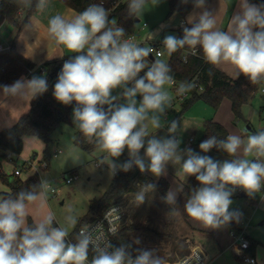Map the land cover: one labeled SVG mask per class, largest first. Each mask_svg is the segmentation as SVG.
<instances>
[{
	"label": "clouds",
	"instance_id": "obj_1",
	"mask_svg": "<svg viewBox=\"0 0 264 264\" xmlns=\"http://www.w3.org/2000/svg\"><path fill=\"white\" fill-rule=\"evenodd\" d=\"M16 2L26 8L33 6V0ZM160 2L128 0V15L139 18L149 5L156 7ZM181 2L187 4L189 0ZM192 4L200 11L187 19L190 26H182V36L169 34L163 38L167 54L171 56L181 49L195 54L199 48L206 63L232 66L236 79L243 75L252 84L264 82V3L238 0L227 30L217 28L206 0H192ZM47 7L48 0H35L38 12ZM47 32L57 45L75 54L64 61L53 86V96L63 105L75 102L73 124L89 143L107 154L105 159L113 176L137 168L140 173L158 179L167 175L168 165H179L180 175L186 179L195 177L198 182L184 203L188 217L206 229L240 223L242 213L231 209L232 196L241 189L254 198L264 188V130L245 132L243 136L228 134L224 139L208 137L199 144V152L191 147L182 149L181 139L176 135L179 127L176 120L168 124L164 136L149 132V127L162 129V118L171 107L170 89L176 86V81L170 74V66L161 59L149 65L146 58L152 49L138 45L133 38L125 39V29L109 20V12L103 5L91 4L70 19L56 14L48 20ZM151 35L154 38L156 33ZM193 87L191 82H180L176 94L183 95ZM48 89L47 76L41 74L0 85V95L32 100ZM213 149L229 158L219 160L207 155ZM125 150L128 158L121 162L119 158ZM51 190V182L41 179L31 190L0 198V264H167L153 249L133 248L131 243L115 246L105 236L101 224L82 227L76 241L71 242L69 228L78 223L71 208L65 216L66 226H54L52 212L29 225V205L37 201L43 205ZM157 191L154 182L138 183L131 203L140 207L149 194ZM181 191L169 188L160 197L169 206V215H176L172 206L177 204ZM108 215L120 220L116 207ZM108 231L114 235L117 229L110 226ZM133 243L139 245L140 240ZM179 264H200V254L185 256Z\"/></svg>",
	"mask_w": 264,
	"mask_h": 264
},
{
	"label": "trees",
	"instance_id": "obj_2",
	"mask_svg": "<svg viewBox=\"0 0 264 264\" xmlns=\"http://www.w3.org/2000/svg\"><path fill=\"white\" fill-rule=\"evenodd\" d=\"M58 1L66 7L73 9L78 14L91 4H101L109 12L111 4H114L115 8L111 10L112 12H109V20H114L117 26H122L125 29V36L132 35L137 30V18L129 17L128 15V0H123L121 2H118V0ZM251 2L260 4L264 3V0H251ZM169 6L170 16L177 13L182 18H185L194 10L192 0H189L187 4L182 3L181 0H169ZM37 13L38 11L35 8V0H33V6L31 8L23 7L18 4L16 0H0V28L4 24H8L16 30V34L10 44L11 50L0 55V85L11 84L24 76H28V71L30 69L37 68V65L20 55L16 48L19 35L27 25L29 19ZM177 36H182V29L177 30ZM197 49V54L189 55L187 62L184 61V56L190 52L188 49H181L173 53L167 62L171 68L170 74L179 84L180 82H193L194 79L198 78V83L205 88L204 92L201 94L197 92L196 88H193L191 98L182 103L183 110L187 111L197 102L202 101L216 111L219 109L222 102L225 99H228L232 102V111L236 120H242L244 107L251 103L255 95L264 86V82L260 84H252L248 78L243 75L236 80L231 79L225 73L217 69L216 66L206 63L203 59L202 51L199 48ZM72 55L75 54L65 55L43 64L49 84L48 91L43 95L32 99L30 110L13 126L0 131V178L4 182L9 183V176L2 173V162L3 160L8 159L9 153H12L15 156H20L23 153L25 146L24 139L26 137L38 138L46 145L44 161L49 163L51 158L49 146L53 142V133L62 124L72 123L71 114L75 102L71 105H63L57 102L53 96V86L56 83L58 73L61 71L64 61ZM146 59L149 65L154 61L150 57H147ZM142 74L143 73H141V75ZM32 76L29 77L31 78ZM228 134V131L222 125L209 119L204 123L203 136L198 142V146L208 137L216 136L218 139H224ZM76 144L86 152H92L97 148L94 143H89L87 138H85L81 132L77 135ZM211 151L227 157L225 153L217 151L216 149ZM72 173L77 172L74 171ZM39 181L40 178L38 175H33L26 180H22L20 177L16 176L13 183H10V192L1 193L2 198L15 196V194L21 190H31L32 186L38 184ZM145 181L152 182L145 173H140L137 168H133L129 172H118L113 177L105 194L99 200L92 202L88 214L79 223L76 230L69 235L68 239L71 242H75L76 234L79 232L80 228L101 218L102 213L106 208L119 203V201L126 195L135 193L138 190L137 184ZM196 186H198V182L195 177H190L184 186V190L179 197L177 204L172 206L175 209L176 214H179L186 222L190 217L184 212V203L189 198L192 188ZM157 188L158 193L163 196L170 188V185L166 180L162 179L157 184ZM243 195L249 198L247 194L236 190L232 196V200ZM162 203L169 208L167 204L164 202ZM32 224H34V222L29 218V225ZM225 228L232 233L243 232L242 218L240 223L232 222ZM132 231L133 227H123L121 231L113 237L114 245L119 246L120 243H131L133 248L138 247L131 239L130 233ZM146 232L156 238L165 237V234L153 230L146 229ZM254 247V242H252L251 248L248 251L249 254H253ZM89 256H92L91 251L89 252ZM171 263L172 259L169 260L168 264Z\"/></svg>",
	"mask_w": 264,
	"mask_h": 264
},
{
	"label": "rangeland",
	"instance_id": "obj_3",
	"mask_svg": "<svg viewBox=\"0 0 264 264\" xmlns=\"http://www.w3.org/2000/svg\"><path fill=\"white\" fill-rule=\"evenodd\" d=\"M53 1L58 2L61 6L63 5L58 0ZM121 1L123 0H118V2ZM114 8L115 6L111 4L109 12ZM137 19L140 20V22L137 23L136 35L140 36L141 40L143 38L152 42L154 40H161V33L163 31L165 33L164 36L169 34L177 36V30L180 28V23L183 18L179 15L170 16L169 0H161L156 7H151L149 5L144 13ZM166 21H169V23L167 24ZM143 25L148 26L145 31L141 30ZM7 28L8 25L0 28V36L3 32L7 31ZM151 33H156L154 39ZM5 42V39L1 36L0 43L4 44ZM149 42L144 43V47H147ZM169 57L170 56L166 52L161 60H164L167 63ZM170 92L174 98V90L170 89ZM263 96L264 94L259 90L251 103L244 107L243 119L236 121L244 133L248 132L246 130L247 126L252 130V132L248 133H254V131L258 132L264 129ZM204 107L205 105L201 101L197 102L189 110L184 111L181 102H177L174 105L171 103V107L167 110L166 117L162 118L164 126L160 130L167 132L168 124L172 120L181 118L180 120H183V124L177 129V137L181 135L182 138L180 137V139H183L184 136L187 139L191 137L195 138L191 133L190 127L193 124L190 118L193 115H198ZM160 130H153L149 127V132L152 135L158 134ZM79 132V129L72 121L71 124H62L53 133V142L49 146L51 158L48 163V169L41 170L39 178L40 180L46 179L50 181L51 187L55 189L56 193L52 195L49 192L43 205H41L39 201L35 204L29 205L28 224L29 218L36 223L49 212H52L55 215V226H66L65 216L68 215L67 210L71 208L78 218V223L75 228H69L70 235L76 230L79 223L88 214L92 202L99 200L108 190L114 176L112 175L107 160L105 159L107 154L101 152L98 148H95L92 152H86L77 146L76 139ZM24 143V151L20 156L13 157V161L6 159L2 162L1 171L9 176V183L4 182L0 178V198H2L1 193L10 192V183H13L16 178L15 171L17 169L23 170L25 162L33 161L34 165H39L44 161L46 145L41 140L35 137H26ZM60 150L62 153L56 155ZM141 153H143V150H141ZM127 158V150H125L119 160L122 162ZM102 160L104 161L103 163H101ZM74 171L77 172L78 179L72 184H67L66 180L70 178ZM33 175V172L24 170L20 178L26 180ZM237 191L244 193L241 189H237ZM134 194L135 193L128 194L119 201V203L126 202L130 206V212L132 213L127 217L123 227H133V231L130 233L133 242L136 239H139L140 244H136L138 247L155 250L157 255L163 257L167 261V264L170 259H172L173 263L178 258L187 255L194 243L192 236L193 233L190 231L187 222L184 221L179 214H176L175 216L168 214L169 208L162 203L158 191L156 194H149L146 203L140 207H135V205L131 203ZM244 198L245 197H239L233 199V203L236 201V204L238 202L244 204ZM146 229L163 233L165 234V237H153L147 234ZM260 231V235L264 237V232L261 228ZM248 235L254 240L255 236L253 230L248 232ZM243 236L245 238L247 237L245 234ZM262 237L257 236L255 237V240L264 245V239ZM197 240L196 243L200 244L206 251L211 249V246H209V243L205 240H200V237L197 238ZM237 243L240 244L239 241H237ZM260 246L262 248L264 247L262 245ZM234 253L232 250L221 252V256L218 257L213 264H246L236 253ZM217 254H219V250ZM247 255L251 256L248 252Z\"/></svg>",
	"mask_w": 264,
	"mask_h": 264
},
{
	"label": "crops",
	"instance_id": "obj_4",
	"mask_svg": "<svg viewBox=\"0 0 264 264\" xmlns=\"http://www.w3.org/2000/svg\"><path fill=\"white\" fill-rule=\"evenodd\" d=\"M237 4L238 0H206L208 10L213 11L215 15L218 29L227 30L231 20V16L237 10ZM199 11L200 9H194L184 19L187 21V19L190 17L194 18L196 12ZM56 14L63 15L65 18L70 19L78 13L73 9L66 7L65 5L61 6L58 2L48 0V7L43 12H38L36 15L32 16L18 37L16 43L17 52L37 66H42L47 61L61 58L65 55L74 54L68 52L65 48H63V46L57 45L56 42L52 40L48 35V20ZM173 15L175 16L178 14L174 13ZM166 23H169V21H166ZM6 25L8 24H4L2 27ZM15 34L16 30L12 26L8 25L7 31L3 32L1 35L6 42L4 44H0L10 45ZM216 68L225 73L231 79L236 80L232 66L228 64H221L219 66H216ZM23 78L30 79L29 76H24ZM31 101V97H24L22 99H19L12 98L7 95H0V131L13 126L24 114H26L30 110ZM203 104L205 105V107L202 108L203 112L200 111L198 115H193L190 118L193 124L190 127L191 133L195 136V138L191 137L187 139L184 136V138L181 139L182 149L185 147H191L197 152L200 151L198 142L203 136L204 123L209 119H212L214 122L222 125L229 134H238L242 136L244 135V132L240 128V125L236 122L238 120H236L234 116V113L232 111V102L230 100L225 99L219 109L216 111L206 103L203 102ZM180 119L181 118L176 119L179 124L178 128H180L183 124V120ZM166 134V131L160 130L156 135L164 136ZM180 137L181 135L178 138ZM141 154L143 155V153ZM207 155H210L219 160L227 159V157L219 155L212 151L207 153ZM179 167V165H168L167 175L162 176L158 179L148 173L145 174L152 180V182L156 184H158L159 181L163 179L169 183L170 188H181L182 191L180 192V194H178L177 197L178 201L184 190V186L190 178L188 177L186 179L182 175H180ZM244 199V204L239 202L236 204L235 201L231 205V209H238L242 213L244 234L247 236L246 238L251 242V244L252 242H254V252L250 255L256 259L257 264H264V247L262 248L260 246L264 245L255 240V237L257 236L262 237L260 235V228L264 232V188H262L260 192L256 193L254 198H248L245 196ZM187 224L190 231L193 233V245L199 246L201 250L206 253L208 258L212 262L211 264H213L214 261L221 256V252L232 250V252L234 253V238L232 236V232H230V230H228L227 228L224 227L221 229H206L199 222L194 221L191 218L187 220ZM251 230L254 231V240L251 239L248 235V232H250ZM199 237L200 240H205L209 243V246H211V249L209 251H206L205 248L196 243L198 241L197 238ZM262 238L264 239V237ZM218 250L219 254H217Z\"/></svg>",
	"mask_w": 264,
	"mask_h": 264
},
{
	"label": "built area",
	"instance_id": "obj_5",
	"mask_svg": "<svg viewBox=\"0 0 264 264\" xmlns=\"http://www.w3.org/2000/svg\"><path fill=\"white\" fill-rule=\"evenodd\" d=\"M182 26H188L187 25V21L184 18L182 19V21L180 23V28L179 29H182ZM147 28H148L147 25H143L141 30L145 31ZM161 34H162L161 40H154L152 42H149L148 39L145 40L143 38L141 40V37L137 36L136 33H134L132 35H129V36H125L124 38L125 39L133 38L134 42L137 43L140 46H144V43L149 42V45L147 47H150L152 49V52H151L150 55L153 56L155 59H161V58H163L165 56V48H164V46L162 44V40H163L164 34H165L164 31ZM153 39H151V40H153ZM149 40H150V38H149ZM10 50H11V46L10 45L0 44V55L5 54V53L9 52ZM197 52H198V49L196 50L195 54H197ZM191 54H192L191 52H188L184 56V61L185 62H187L188 56L191 55ZM195 54H192V55H195ZM185 57H186V59H185ZM41 74H45V69L43 68V65L42 66H37V68L30 69L28 71V76L41 75ZM198 81H199V79L196 78L191 83L194 84L193 88H196L197 92L199 94H201V93L204 92L205 88H204V86L200 85L198 83ZM178 85H179V83L176 81V86H178ZM176 86L173 87L174 94H175V97L172 99L173 105L176 104L177 102L183 103L186 100L190 99L191 96H192V90L187 92V93H185V94H183V95H177L176 94ZM260 90H261V93L264 94V86ZM61 153H62V151L60 150V151L57 152L56 155L61 154ZM13 157H15V155H13L12 153L8 154V160L13 161ZM43 169L44 170L48 169V163L46 161H42L39 165H34L33 161L25 162L23 170L22 169H17L15 171V175L18 176V177H21L23 171L27 170V171L33 172L34 175L40 176V171L43 170ZM77 179H78L77 173H72L70 178H68L66 180V182H67V184H72ZM55 193H56L55 189L52 188V190L50 191V194L54 195ZM113 207H116L117 209H119L120 220H114V215H108L106 217V213H108V211L111 208H113ZM130 211H131L130 210V206L126 202L117 203V204H114V205L106 208L103 211L101 218H99L98 220H96V221H94V222H92V223H90L88 225H93L94 226L96 224H101L103 226V231H104L105 236L107 237L108 240H110L114 244L113 237L116 236L121 231V229L123 228V225L126 222L127 217L132 213ZM109 221H113V223L110 225ZM88 225H86V226H88ZM110 226L111 227H115L117 229V231H116V233L114 235L111 234L108 231ZM243 235H244V231L240 232V233H232V236H233V238L235 240L234 251L237 254V256L241 260H243L246 264H257V261H256L255 258H253L252 256H248L247 255V252L251 248V242L247 238H245ZM237 241H239L240 244H238ZM193 253L200 254V264H211L210 259L208 258L206 253L201 250V248L199 246L192 245L190 252L187 255H185V256L191 255ZM185 256H183V257H185ZM183 257L178 258L172 264H179V261ZM90 259H91V257L89 256V260Z\"/></svg>",
	"mask_w": 264,
	"mask_h": 264
},
{
	"label": "water",
	"instance_id": "obj_6",
	"mask_svg": "<svg viewBox=\"0 0 264 264\" xmlns=\"http://www.w3.org/2000/svg\"><path fill=\"white\" fill-rule=\"evenodd\" d=\"M140 22V20H136V23H139ZM152 60H156L153 56H149ZM263 99H264V97H263ZM246 130L248 131V132H252V130H251V128L249 127V126H247L246 127ZM243 197H245V195H243Z\"/></svg>",
	"mask_w": 264,
	"mask_h": 264
}]
</instances>
